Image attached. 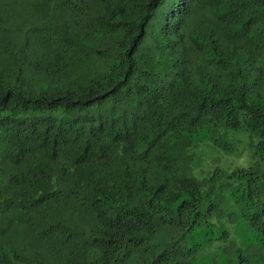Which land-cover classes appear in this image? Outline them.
Masks as SVG:
<instances>
[{
    "label": "trees",
    "instance_id": "1",
    "mask_svg": "<svg viewBox=\"0 0 264 264\" xmlns=\"http://www.w3.org/2000/svg\"><path fill=\"white\" fill-rule=\"evenodd\" d=\"M0 264H264V0H0Z\"/></svg>",
    "mask_w": 264,
    "mask_h": 264
},
{
    "label": "rangeland",
    "instance_id": "2",
    "mask_svg": "<svg viewBox=\"0 0 264 264\" xmlns=\"http://www.w3.org/2000/svg\"><path fill=\"white\" fill-rule=\"evenodd\" d=\"M227 136L232 140V139H236L237 136L235 133L233 132H227ZM241 142L239 143V146H243L245 147L244 153L242 155H237V154H224L223 152L220 153H216V155H219L217 157V159L215 160V164H217L218 166H220L223 170H230L232 169L234 166L238 165H244V166H248L249 164H251L254 160V158L252 157V147H250L247 143V139L246 138H241ZM215 155V156H216ZM213 156V155H211ZM210 161H212L213 159L210 158Z\"/></svg>",
    "mask_w": 264,
    "mask_h": 264
}]
</instances>
